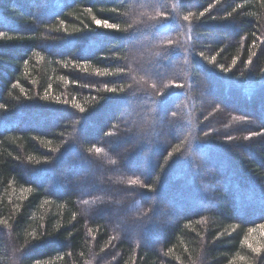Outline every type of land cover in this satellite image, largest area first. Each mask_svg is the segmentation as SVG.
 <instances>
[{
  "label": "trees",
  "instance_id": "16d2710c",
  "mask_svg": "<svg viewBox=\"0 0 264 264\" xmlns=\"http://www.w3.org/2000/svg\"><path fill=\"white\" fill-rule=\"evenodd\" d=\"M263 105L264 0H0V264H264Z\"/></svg>",
  "mask_w": 264,
  "mask_h": 264
},
{
  "label": "snow or ice",
  "instance_id": "6c2138e0",
  "mask_svg": "<svg viewBox=\"0 0 264 264\" xmlns=\"http://www.w3.org/2000/svg\"><path fill=\"white\" fill-rule=\"evenodd\" d=\"M201 15H203V13H201ZM183 19L185 21H189L190 20V17H189V15H185L183 17ZM95 23L98 26H103L106 29H118V26L113 25V24H111L109 22H105L104 20L96 19L95 20ZM248 63H251V61H248ZM153 87H155V85H153ZM108 91L114 92V91H116V89L109 88ZM77 107H79V105H77ZM80 111H83V108H80ZM96 151L97 152H100L101 149L100 148H97ZM131 183L132 184H135V183H137V181L133 180V181H131ZM25 191H30V189H25ZM260 228L261 229H264V225H261ZM255 231H256V229H250L249 230L250 233H255ZM245 239H247V237ZM248 246H249L250 250L252 252L256 253V254H259L261 251H264V248L253 247L251 244H249ZM241 259L243 260L244 258H241ZM232 264H235V261H233Z\"/></svg>",
  "mask_w": 264,
  "mask_h": 264
},
{
  "label": "rangeland",
  "instance_id": "374dc122",
  "mask_svg": "<svg viewBox=\"0 0 264 264\" xmlns=\"http://www.w3.org/2000/svg\"><path fill=\"white\" fill-rule=\"evenodd\" d=\"M123 107H124V106H123ZM118 108H119V107H118ZM121 108H122V106H121ZM262 110H264V105L262 106ZM261 113H263V112H261ZM29 123H30V122H29ZM24 126L33 127L32 123H30V124H28V125H24ZM97 135H98V132H97V130H96V135H95V136L97 137ZM77 181H78V179L76 178V179L73 181L74 184H72L71 187L78 188V185H79V184H78ZM212 184H213L214 186H216V185H218L219 183L216 182V181H215V182L213 181ZM232 196H233V195H232ZM189 200H190L189 198H188V200L185 199V201H187V202H186V205H189V206H188V207H185V206H184V208H186V209L188 208V210H194L192 207H194L195 205H194V204H193V205L190 204ZM208 204L211 205V206L213 205V204H211L210 202H208Z\"/></svg>",
  "mask_w": 264,
  "mask_h": 264
},
{
  "label": "clouds",
  "instance_id": "9594fccd",
  "mask_svg": "<svg viewBox=\"0 0 264 264\" xmlns=\"http://www.w3.org/2000/svg\"><path fill=\"white\" fill-rule=\"evenodd\" d=\"M151 19H154L155 17H150ZM114 162V163H113ZM108 163H110V164H116L117 163V161L115 160V159H113V160H110V161H108Z\"/></svg>",
  "mask_w": 264,
  "mask_h": 264
}]
</instances>
